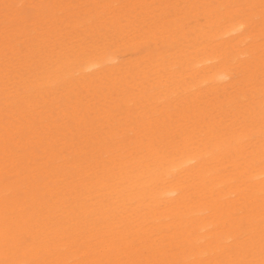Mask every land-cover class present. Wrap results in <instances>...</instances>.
I'll return each instance as SVG.
<instances>
[{
	"label": "bare ground",
	"instance_id": "obj_1",
	"mask_svg": "<svg viewBox=\"0 0 264 264\" xmlns=\"http://www.w3.org/2000/svg\"><path fill=\"white\" fill-rule=\"evenodd\" d=\"M0 264H264V0H0Z\"/></svg>",
	"mask_w": 264,
	"mask_h": 264
}]
</instances>
